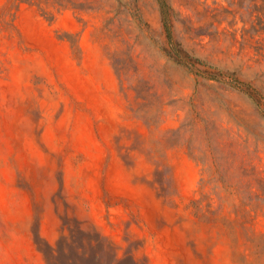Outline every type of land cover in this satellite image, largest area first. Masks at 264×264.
Segmentation results:
<instances>
[{"label":"rangeland","instance_id":"rangeland-1","mask_svg":"<svg viewBox=\"0 0 264 264\" xmlns=\"http://www.w3.org/2000/svg\"><path fill=\"white\" fill-rule=\"evenodd\" d=\"M74 1L0 31V264H264V0H169L183 63L158 0Z\"/></svg>","mask_w":264,"mask_h":264},{"label":"trees","instance_id":"trees-1","mask_svg":"<svg viewBox=\"0 0 264 264\" xmlns=\"http://www.w3.org/2000/svg\"><path fill=\"white\" fill-rule=\"evenodd\" d=\"M158 2L160 4L163 23L170 42L168 54L177 61L183 63V57L186 56V51L183 47H181V44L174 39L173 24L176 11L169 0H158ZM23 3H30L38 6L49 19H54L56 12L59 10L76 7L74 0H7V2L0 9V31L7 29H17L16 17ZM212 76L213 77L211 78H218V76ZM236 82L237 84L235 86L238 88L250 90V88L246 86L248 85L247 83L243 81ZM158 168L160 172L159 182L163 191V195L168 199L175 198L177 192L172 166L167 162V160H165V158L161 157L158 159ZM219 180L223 183L225 182V179L222 175L219 177ZM212 205V201H208V203L204 204L201 199L193 198L191 199L189 207L193 215L199 220L207 219L213 224L230 226L232 221L226 215H222L217 209H214ZM242 210L248 213L249 216L255 217L252 213L253 208L248 209L244 207ZM254 210L256 215H258L260 209ZM105 239L106 237L101 234V232H98V241L102 243L103 247L113 248V244L107 242ZM92 244L95 245L94 240L92 241ZM92 259L94 263L86 264H119L120 257L119 253L116 251L114 252V256L112 258H109L105 261L102 253L100 251H96L93 254ZM133 260L134 263L139 264V259L137 257H134Z\"/></svg>","mask_w":264,"mask_h":264}]
</instances>
